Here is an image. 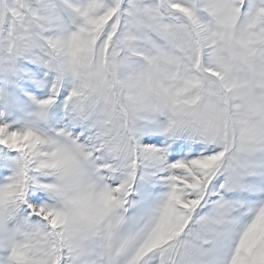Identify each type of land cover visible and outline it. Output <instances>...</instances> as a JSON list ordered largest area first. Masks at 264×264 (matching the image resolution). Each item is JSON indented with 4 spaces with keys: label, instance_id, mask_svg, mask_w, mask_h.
I'll use <instances>...</instances> for the list:
<instances>
[{
    "label": "snow or ice",
    "instance_id": "snow-or-ice-1",
    "mask_svg": "<svg viewBox=\"0 0 264 264\" xmlns=\"http://www.w3.org/2000/svg\"><path fill=\"white\" fill-rule=\"evenodd\" d=\"M0 264H264V0H0Z\"/></svg>",
    "mask_w": 264,
    "mask_h": 264
},
{
    "label": "rangeland",
    "instance_id": "rangeland-1",
    "mask_svg": "<svg viewBox=\"0 0 264 264\" xmlns=\"http://www.w3.org/2000/svg\"><path fill=\"white\" fill-rule=\"evenodd\" d=\"M145 139H147V137H145Z\"/></svg>",
    "mask_w": 264,
    "mask_h": 264
}]
</instances>
